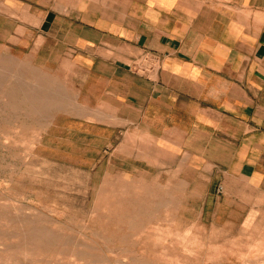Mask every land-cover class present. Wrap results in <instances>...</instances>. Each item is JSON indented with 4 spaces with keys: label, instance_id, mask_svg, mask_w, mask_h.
I'll use <instances>...</instances> for the list:
<instances>
[{
    "label": "crops",
    "instance_id": "0c3cea01",
    "mask_svg": "<svg viewBox=\"0 0 264 264\" xmlns=\"http://www.w3.org/2000/svg\"><path fill=\"white\" fill-rule=\"evenodd\" d=\"M11 24L61 75L48 128L80 157L264 195V0H0Z\"/></svg>",
    "mask_w": 264,
    "mask_h": 264
},
{
    "label": "rangeland",
    "instance_id": "374dc122",
    "mask_svg": "<svg viewBox=\"0 0 264 264\" xmlns=\"http://www.w3.org/2000/svg\"><path fill=\"white\" fill-rule=\"evenodd\" d=\"M21 14V20H27L23 22L39 21L38 17ZM29 17L32 19L28 20ZM14 22L16 26L20 20ZM8 28V36L0 39V254L4 253L9 260L6 258V262L2 255L0 264H245V260L246 264L264 263V235L260 237L264 234L263 194L233 190L237 197L227 198L223 191L214 189L219 177L214 176L210 190L205 191V183L195 186L174 181L173 176L159 175L156 167L116 168L109 161L108 152L96 159L80 157L83 153L62 142L60 132L51 135L48 128L60 108L61 75L50 65L47 69L37 65L31 56L32 47L18 45L9 35H21L19 42L23 43L29 31H14L13 24ZM6 247L11 249L5 251Z\"/></svg>",
    "mask_w": 264,
    "mask_h": 264
},
{
    "label": "bare ground",
    "instance_id": "6f19581e",
    "mask_svg": "<svg viewBox=\"0 0 264 264\" xmlns=\"http://www.w3.org/2000/svg\"><path fill=\"white\" fill-rule=\"evenodd\" d=\"M3 94H4V93H3ZM8 94H9V93H8ZM9 97H12V96H9ZM3 100H5V99H3ZM13 129H14V128H13ZM17 130H18V128H17ZM15 132H16V131H15ZM34 132H35V131H34ZM34 134H35V133H34ZM10 135H11V134H10ZM9 137H11V136H9ZM9 137H8V138H9ZM29 138H30V137H29ZM29 138H28V139H29ZM11 139H12V138H11ZM14 139H16V137H14ZM3 141H5V140H3ZM11 141H12V140H11ZM16 141H17V139H16ZM22 141H23V140H22ZM22 141H21V142H22ZM25 141H26V140H25ZM28 141H29V140H28ZM21 142H20V143H21ZM3 143H4V142H3ZM3 143H2V144H3ZM7 143H9V142H7ZM20 143H19V141H18V144H20ZM26 143H27V144H31V143H33V142H30V143L26 142ZM16 144H17V142H16ZM16 144H14V145H16ZM9 145H10V143H9ZM35 145H36V144H35ZM10 146H11V145H10ZM26 146H27V145H26ZM32 146H33V144H32ZM8 147H9V146H8ZM2 148H4V147H2ZM13 148H14V147H13ZM31 148H32V147H31ZM33 148H34V147H33ZM6 149H7V148H6ZM2 150H3V149H2ZM27 150H28V149H25V151H27ZM5 151H6V150H5ZM9 152H11V151H9ZM10 154H11V153H10ZM32 154H33V153H32ZM24 155H26V154H24ZM29 155H30V154H29ZM14 157H15V156H14ZM24 157H25V156H24ZM27 157H28V155H27ZM3 158H4V157H3ZM15 158H16V157H15ZM7 159H8V158H7ZM11 161H12V160H11ZM15 161H16V160H15ZM25 162H26V160H25ZM25 162H24V163H25ZM27 163H28V162H27ZM29 163H30V162H29ZM1 164H2V163H1ZM15 164H16V163H15ZM26 165H27V164H26ZM9 166H10V165H9ZM17 169H18V168H17ZM17 174H18V173H17ZM106 178H107V175H106ZM107 180H108V179H107ZM14 183H15V182H14ZM16 183H17V181H16ZM0 187H1V186H0ZM6 189H7V188H6ZM13 190H14V189H13ZM15 191L17 192V190H15ZM123 191H124V190H123ZM10 192H12V191H10ZM13 193H14V192H13ZM123 193H126V191L123 192ZM127 193H128V192H127ZM127 193H126V194H127ZM139 193H140V192H139ZM12 195H13V194H12ZM142 195H143V193H142ZM14 196H15V195H14ZM116 197H118V195H117ZM119 197H120V196H119ZM7 198H8V197H7ZM12 198H13V197H12ZM142 198H143V197H142ZM114 199H115V198H114ZM120 199H121V198H120ZM5 200H7V199L5 198ZM10 200H11V199H10ZM112 200H113V198H112ZM118 200H119V198H118ZM8 201H9V200H8ZM22 202H23V201H22ZM110 202H111V201H110ZM110 202H109V203H110ZM119 202H120V201H119ZM119 202H118V203H119ZM8 203H9V202H8ZM8 203H6V204H8ZM12 203H13V202H12ZM114 203H115V202H114ZM122 203H123V202H122ZM107 204H108V203H107ZM3 205H4V204H3ZM21 205H22V203H21ZM105 205H106V202H105ZM113 205H114V204H113ZM120 205H121V204H120ZM122 205H124V204H122ZM125 205H126V204H125ZM162 205H163V204H162ZM45 206H46V205H45ZM103 206H104V205H103ZM115 206H116V205H115ZM139 206H141V204H139ZM13 207H14V206H13ZM119 207H120V206H119ZM119 207H118V208H119ZM125 207H126V206H125ZM0 208H1V207H0ZM17 208H19V207H17ZM20 208H21V207H20ZM23 209H24V208H23ZM30 209H31V208H30ZM30 209H28V210L30 211ZM108 209H109V208H108ZM108 209H106V211H107ZM111 209H112V208H111ZM114 209H116V208L114 207ZM122 209H123V208H122ZM2 210H3V209H2ZM21 210H22V209H21ZM35 210H36V208H35ZM50 210H51V209H50ZM16 211H17V210H16ZM29 211H28V212H29ZM55 211H57V210H55ZM59 211H60V210H59ZM104 211H105V210H104ZM106 211H105V212H106ZM110 211H111V210H110ZM110 211H109V212H110ZM115 211H117V210H115ZM139 211H140V210H139ZM33 212H34V211H33ZM41 212H42V211H41ZM61 212H62V211H61ZM63 212H64V211H63ZM111 212H114V211H111ZM118 212H119V211H118ZM125 212H126V211H125ZM151 212H152V211H151ZM3 213H4V212H3ZM6 213H7V212H6ZM12 213H13V212H12ZM14 213H17V212H14ZM20 213H21V211H20ZM26 213H27V212H26ZM26 213H25V214H26ZM106 213H107V215L109 214L108 211H107ZM9 214H10V213H9ZM18 214H19V213H18ZM25 214H24V215H25ZM38 214H39V213H38ZM27 215H28V213H27ZM30 215H31V214H30ZM46 215H47V214H46ZM125 215H126V214H125ZM0 216H1V215H0ZM3 216H5V213H4ZM9 216H10V215H9ZM16 216H17V215H16ZM19 216H23V215L20 214ZM31 216H32V215H31ZM49 216H50V215H49ZM120 216H121V215H120ZM32 217L34 218V216H32ZM117 217H118V216H117ZM4 218H5V217H4ZM19 218H20V217H19ZM25 218L27 219V217H25ZM121 218H122V216H121ZM0 219H1V218H0ZM20 219H21V218H20ZM20 219H19V221H22V220H20ZM22 219H23V218H22ZM26 219H24V220H26ZM36 219H37V218H36ZM39 219H41V218L39 217ZM39 219H38V220H39ZM43 219H44V218H43ZM51 219H52V218H51ZM2 220H3V219H2ZM17 220H18V219H17ZM27 220H28V219H27ZM48 220H49V219H48ZM115 220H116V219H115ZM121 220H122V219H121ZM159 220H160V219H159ZM9 221H10V220H9ZM13 221H14V220H13ZM15 221H16V220H15ZM29 221H33V220H29ZM29 221H28V222H29ZM54 221H55V220H54ZM58 221H59V220H58ZM119 221H120V220H119ZM123 221H125V220H123ZM2 222H3V221H2ZM4 222H5V221H4ZM24 222H25V221H24ZM38 222H39V221H38ZM61 222H62V221H61ZM7 223H8V222H7ZM7 223H6V225H7ZM9 223H10V222H9ZM11 224H12V223H11ZM40 224H41V223H40ZM67 224H68V223H67ZM42 225H43V224H42ZM61 225H62V224H61ZM69 225H70V224H69ZM14 226H15V225H14ZM71 226H72V225H71ZM142 226H143V225H142ZM151 226H152V225H151ZM156 226H157V225H156ZM156 226H154V227H152V228L154 229ZM168 226L170 227V225H167L166 228L169 230V227H168ZM249 226H250V225H249ZM18 227H19V226H18ZM21 227H22V225H21ZM26 227H27V226H26ZM147 227H148V226H147ZM159 227H160V226H159ZM5 228H6V227H5ZM11 228H12V227H11ZM27 228H28V227H27ZM31 228H32V227H31ZM35 228H36V227H35ZM38 228H39V227H38ZM73 228H75V227H73ZM161 228H162V227H161ZM13 229H16V228H13ZM32 229H33V228H32ZM39 229H40V228H39ZM42 229H43V228H42ZM70 229H71V228H70ZM158 229H160V228H158ZM256 229H257V228H256ZM27 230H28V229H27ZM30 230H31V229H30ZM33 230H35V229H33ZM33 230H32V231H33ZM75 230H76V229H75ZM149 230H151V229L149 228ZM149 230H148V232H149ZM164 230H165V229H164ZM176 230H177V229L175 228V231H176ZM0 231H1V230H0ZM4 231H5V230H4ZM8 231H9V230H8ZM35 231H36V230H35ZM35 231H34V232H35ZM37 231H38V229H37ZM39 231H40V230H39ZM151 231H154V230H151ZM155 231H157V230L155 229ZM175 231L173 230V233H174ZM18 232H20V231H18ZM18 232H17V233H18ZM162 232H163V231H162ZM257 232H258V231H257ZM2 233H5V232H1V234H2ZM6 233H7V232H6ZM6 233H5V234H6ZM11 233H12V232H11ZM24 233H25V232H24ZM27 233H28V232H27ZM42 233H43V232H42ZM47 233H48V232H47ZM49 233H50V232H49ZM72 233H73V232H72ZM103 233H104V231H103ZM105 233H106V232H105ZM150 233H151V232H150ZM168 233H170V232H168ZM168 233H167V234H168ZM173 233H171V235H172ZM9 234H10V233H9ZM9 234L7 233L8 236H9ZM28 234H29V233H28ZM40 234H41V232H39V235H40ZM108 234H109V233H108ZM111 234H112V233H111ZM111 234H110V235H111ZM147 234H148V233H147ZM155 234H156V233H155ZM164 234L166 235V233H164ZM174 234H175V233H174ZM258 234H259V232H258ZM13 235H14V234H13ZM15 235H16V234H15ZM36 235H37V234H36ZM51 235H52V234H51ZM53 235H54V234H53ZM67 235H68V234H66V236H67ZM80 235H81V234H80ZM149 235H150V234H149ZM183 235H184V234H183ZM202 235H203V234H202ZM263 235H264V234L260 235V237L263 236ZM0 236H1V235H0ZM5 236H6V235H5ZM8 236H7V237H8ZM24 236H25V235H24ZM33 236H34V235H33ZM77 236H78V235H77ZM81 236H82V235H81ZM145 236H146V234H145ZM153 236H154V235H153ZM153 236H151V237H153ZM157 236H158V235H157ZM160 236H161V235H159V237H160ZM172 236H173V235H172ZM176 236H177V234H176ZM180 236H181V235H180ZM180 236H179V237H180ZM1 237H2V236H1ZM7 237H6V238H7ZM39 237H40V236H39ZM44 237L47 238V236H44ZM54 237H55V236H54ZM61 237H62V236H61ZM61 237H60V238H61ZM74 237H75V236H74ZM121 237L124 238V235L121 236ZM154 237H155V236H154ZM174 237H175V236H174ZM179 237H178V238H179ZM183 237H184V236H183ZM4 238H5V237H4ZM10 238H12L11 235H10ZM24 238H25V237H24ZM65 238H66V237H65ZM108 238H109V237H108ZM110 238H111V237H110ZM160 238H161V237H160ZM160 238H159V239H160ZM162 238H164V237L162 236ZM162 238H161V239H162ZM166 238H167V236H166ZM166 238H165V239H166ZM170 238H171V237H170ZM176 238H177V237H176ZM176 238H175V240H176ZM184 238H185V237H184ZM254 238H257V240H258V237H254ZM254 238H253V240H254ZM29 239H30V238H29ZM41 239H42V238H41ZM76 239H79V238H76ZM145 239L148 240V238H145ZM159 239H158V240H159ZM165 239H163V240H165ZM168 239H169V238H168ZM262 239H263V238H262ZM10 240H11V239H10ZM10 240H9V241H10ZM12 240H14V239L12 238ZM12 240H11V241H12ZM30 240H31V239H30ZM47 240L49 241V239H47ZM54 240H55V239H54ZM54 240H53V241H54ZM65 240H66V239H65ZM83 240H84V239H83ZM156 240H157V239H156ZM175 240H174V241H175ZM177 240H178V239H177ZM180 240H184V239H183V238L181 239V237H180ZM194 240H195V239H194ZM248 240H249V239H248ZM253 240H250V241H253ZM263 240H264V239H263ZM0 241H1V240H0ZM3 241H4V239L2 240V242H3ZM15 241H16V240H15ZM24 241H26V240H24ZM66 241H68V243H69L70 240H66ZM66 241L63 240V241H62L63 244H65L64 242H66ZM108 241H109V240H108ZM143 241H144V242H148V241H145V240H143ZM149 241L151 242L150 239H149ZM159 241H160V240H159ZM168 241H169V240H168ZM187 241H188V239H187ZM187 241H186V243H188ZM250 241L248 242L249 245H250ZM6 242H7V241H6ZM16 242H17V241H16ZM19 242H21V241H19ZM59 242H60V241H59ZM59 242H58L57 244H59ZM79 242L81 243V241H79ZM153 242H154V240L152 241V244H153ZM161 242H162V241H161ZM172 242H173V239H172ZM191 242H192V241H191ZM191 242H190V244H191ZM201 242H202V241H201ZM255 242H256V241H255ZM13 243H14V241H13ZM17 243H18V242H17ZM25 243H26V242H25ZM30 243H31V242H30ZM71 243H72V242H71ZM75 243H76V242H75ZM75 243H74V244H75ZM136 243H138V242H136ZM142 243H143V242H142ZM148 243H149V242H148ZM148 243H147V244H148ZM169 243H170V242H169ZM173 243H174V242H173ZM177 243L179 244L180 242L177 241ZM9 244H10V243H8V245H9ZM11 244H12V242H11ZM20 244H21V243H20ZM23 244H24V243H23ZM77 244H78V243H77ZM144 244H145V243H144ZM192 244H194V241L192 242ZM196 244H197V243H196ZM196 244H195V245H196ZM8 245H6V246H8ZM14 245H16V243H15ZM66 245H67V244H66ZM83 245H84V244H83ZM133 245H135V244H133ZM154 245H156V244H154ZM157 245H158V244H157ZM161 245H163V243H161ZM165 245H167V244H165ZM165 245H164V246H165ZM170 245H171V243H170ZM172 245H173V244H172ZM249 245H247V246H249ZM10 246H11V245H10ZM17 246H18V245H17ZM17 246H16V247H17ZM63 246H65V245H62V247H63ZM152 246H153V245H152ZM168 246H169V245H168ZM18 247H19V246H18ZM66 247H67V246H66ZM77 247H78V246H77ZM100 247H101V246H100ZM145 247H146V246H145ZM150 247H151V246H150ZM154 247H155V246H154ZM250 247H251V246H250ZM12 248H15V247H12ZM22 248H23V247H22ZM24 248H26V247L24 246ZM60 248H61V247H60ZM73 248H74V247H72V249H73ZM78 248H79V247H78ZM125 248H126V247H125ZM143 248H144V247H143ZM156 248L159 249V247H156ZM163 248H164V247H163ZM165 248H167V246H166ZM165 248H164V249H165ZM170 248H171V247H170ZM173 248H174V247H173ZM178 248H179V247H178ZM178 248H177V249H178ZM1 249H2V248H1ZM10 249H11V248L7 249V247H6V249H4V250H5V251H6V250L9 251ZM15 249H16V248H15ZM18 249H19V248H18ZM18 249H17V250H18ZM26 249H27V248H26ZM26 249H25V251H26ZM61 249H62V248H61ZM66 249H67V248H66ZM69 249H70V248H69ZM145 249H146V248H145ZM164 249H163V250H164ZM21 250H22V249L20 248V252H21ZM28 250H29V249H28ZM64 250H65V249H64ZM67 250H68V249H67ZM75 250H77V249H75ZM102 250H103V249H102ZM150 250H151V249H150ZM160 250H161V249H160ZM163 250H162V251H163ZM8 251L5 252V255L8 254ZM42 251H43V250H42ZM57 251H60V250H57ZM62 251H63V249H62ZM78 251H79V250H78ZM103 251H104V250H103ZM110 251H111V250H110ZM142 251H143V249H142ZM158 251H159V250H158ZM2 252H3V251H2ZM22 252H23V251H22ZM22 252H21V253H22ZM28 252H29L28 254L30 255V251H28ZM36 252H37V251H36ZM73 252H74V251H73ZM73 252H72V253H73ZM76 252H77V251H76ZM152 252H153V251H152ZM165 252H166V251H165ZM187 252H188V251H187ZM10 253H11V252H10ZM23 253H24V252H23ZM23 253H22V254H23ZM34 253H35V252H33V254H34ZM58 253H59V252H58ZM58 253H57V254H58ZM85 253H86V252H85ZM160 253H161V252H159V254H160ZM188 253H189V252H188ZM3 254H4V253H3ZM3 254H0V257H1ZM17 254H20V253H19V250H18V253H17ZM25 254H26V253H25ZM41 254H42V253H41ZM64 254H65V253H64ZM69 254H70V253H69ZM127 254H128V253H127ZM127 254H126V255H127ZM132 254H133V253H132ZM152 254H153V253H152ZM157 254H158V253H157ZM159 254H158V255H159ZM162 254H163V253H162ZM174 254H175V253H174ZM179 254H180V252H179ZM179 254H178V255H179ZM240 254H241V253H240ZM262 254H263V253H262ZM9 255H11V254H9ZM12 255H14V254L12 253ZM55 255H56V254H55ZM60 255H61V254H60ZM67 255H68V254H67ZM128 255H129V254H128ZM137 255H138V254H137ZM154 255H155V253H154ZM160 255H161V254H160ZM164 255H165V254H164ZM170 255H171V254H170ZM37 256H38V255H37ZM37 256H36V257H37ZM69 256H70V255H69ZM71 256H72V255H71ZM79 256H80V255H79ZM101 256H103V254H102ZM129 256H130V255H129ZM132 256H133V255H132ZM141 256H142V255H141ZM155 256H157V255H155ZM168 256H169V254H168ZM23 257H25V256H23ZM30 257H32V256L30 255ZM30 257H28V258H30ZM59 257H60V256H59ZM76 257H77V256H76ZM103 257H104V256H103ZM124 257H125V256H124ZM124 257H123V258H124ZM159 257H163V256H159ZM159 257H158V258H159ZM165 257H166V256H165ZM178 257H180V256H178ZM195 257H196V256H195ZM3 258H4V255H3ZM6 258H7V257H5L4 259H6ZM37 258H38V257H37ZM60 258H62V256H61ZM125 258H126V257H125ZM128 258H129V257H128ZM131 258H132V257H131ZM144 258H145V257H144ZM173 258H174V257H173ZM176 258H177V256H176ZM208 258H209V257H208ZM244 258H245V257H244ZM7 259H8V258H7ZM7 259H6V262L9 260V259H8V260H7ZM11 259H12V258H11ZM22 259H23V258H22ZM71 259H72V258H71ZM77 259H78V258H77ZM81 259H82V258H81ZM81 259H79V260H81ZM97 259H98V258H97ZM112 259H113V258H112ZM117 259H118V258H117ZM117 259H116V261L119 260V259H118V260H117ZM126 259H127V258H126ZM132 259H133V258H132ZM171 259H172V258H171ZM187 259H188V258H187ZM248 259H249V258H248ZM255 259H256V258H255ZM260 259H261V258H260ZM1 260H2V259H1ZM1 260H0V262H1ZM16 260H17V259H16ZM23 260H24V259H23ZM40 260H41V259H40ZM58 260H59V259H58ZM83 260H84V259H83ZM114 260H115V259H114ZM122 260H123V259H122ZM188 260H189V259H188ZM258 260H259V259H258ZM262 260H263V259H262ZM13 261H14V260H13ZM37 261H38V260H37ZM45 261H47V260H45ZM76 261H77V260H76ZM92 261H93V260H92ZM111 261H112V260H111ZM124 261H125V260H124ZM133 261H134V260H133ZM133 261H129V262H133ZM166 261H167V260H166ZM168 261H170V259H169ZM181 261H182V260H181ZM245 261L247 262V260H245ZM254 261H255V260H254ZM259 261H260V260H259ZM263 261H264V260H263ZM16 262H17V261H16ZM30 262H31V261H30ZM88 262H89V261H88ZM136 262H138V261H136ZM184 262H186V261L184 260ZM187 262H188V261H187ZM246 262H245V264H246ZM261 262H262V261H260L259 264H260ZM42 263H43V262H42ZM139 263H140V262H139ZM139 263H138V264H139ZM171 263H173V262L171 261ZM251 263H253V262H251ZM15 264H16V263H15ZM23 264H24V263H23ZM38 264H39V263H38ZM40 264H41V263H40ZM44 264H45V263H44ZM48 264H49V262H48ZM53 264H54V262H53ZM70 264H71V263H70ZM79 264H82V263L80 262ZM94 264H95V263H94ZM103 264H104V263H103ZM128 264H130V263H128ZM133 264H134V262H133ZM174 264H175V263H174ZM177 264H178V263H177ZM255 264H256V263H255ZM261 264H262V263H261ZM263 264H264V263H263Z\"/></svg>",
    "mask_w": 264,
    "mask_h": 264
},
{
    "label": "built area",
    "instance_id": "2783aa9c",
    "mask_svg": "<svg viewBox=\"0 0 264 264\" xmlns=\"http://www.w3.org/2000/svg\"><path fill=\"white\" fill-rule=\"evenodd\" d=\"M140 64V61L138 60H136L135 62H134V65H135V67H137V65H139ZM149 70V68L148 67H142V68H139V71L140 72H142V73H146L147 71Z\"/></svg>",
    "mask_w": 264,
    "mask_h": 264
}]
</instances>
